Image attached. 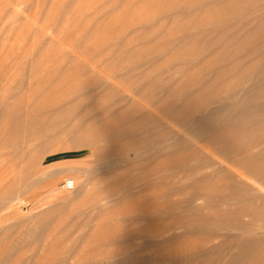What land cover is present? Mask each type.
Masks as SVG:
<instances>
[{"label": "rangeland", "instance_id": "1", "mask_svg": "<svg viewBox=\"0 0 264 264\" xmlns=\"http://www.w3.org/2000/svg\"><path fill=\"white\" fill-rule=\"evenodd\" d=\"M263 4L0 0V264L231 261L239 204L187 203L211 171L194 167L189 127L249 84L229 35L264 29ZM234 264H264V240Z\"/></svg>", "mask_w": 264, "mask_h": 264}, {"label": "bare ground", "instance_id": "2", "mask_svg": "<svg viewBox=\"0 0 264 264\" xmlns=\"http://www.w3.org/2000/svg\"><path fill=\"white\" fill-rule=\"evenodd\" d=\"M261 10L264 11V4ZM256 34L260 36L253 37ZM229 40L235 45L226 55V60L235 64L232 69L241 67L240 74L249 84H241L227 98H209L208 104L218 105H205L194 112L189 127L192 138H195L190 141V145H195L192 149L194 167L198 172L202 169L211 171L196 175L198 182L207 185L193 188L187 203L206 199L214 207L239 204V208L224 215L231 220L227 231L237 230L242 242L239 253L227 263L234 264L247 250L264 240V233H259L264 229V29L260 25L255 28L246 21L229 35ZM243 49L247 51L242 53ZM36 126L39 129L40 126ZM45 133V128L41 127L39 138L43 139ZM72 142L83 144L79 137H74ZM171 147L168 146L164 152L170 151ZM134 153L138 154L137 151ZM112 156V151L96 154L97 161L106 160L107 167L118 162L112 160ZM222 163L226 164L225 168L217 166ZM218 180L224 182L217 184ZM69 181H74L75 188L76 181ZM91 205L98 207L97 203ZM243 217L249 221L244 222Z\"/></svg>", "mask_w": 264, "mask_h": 264}, {"label": "built area", "instance_id": "3", "mask_svg": "<svg viewBox=\"0 0 264 264\" xmlns=\"http://www.w3.org/2000/svg\"><path fill=\"white\" fill-rule=\"evenodd\" d=\"M65 190H73L74 189V181H66L64 184Z\"/></svg>", "mask_w": 264, "mask_h": 264}]
</instances>
